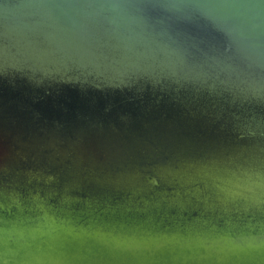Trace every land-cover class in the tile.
<instances>
[{"label": "water", "instance_id": "1", "mask_svg": "<svg viewBox=\"0 0 264 264\" xmlns=\"http://www.w3.org/2000/svg\"><path fill=\"white\" fill-rule=\"evenodd\" d=\"M0 264H264V0H0Z\"/></svg>", "mask_w": 264, "mask_h": 264}]
</instances>
